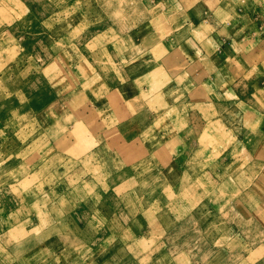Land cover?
Wrapping results in <instances>:
<instances>
[{"label": "rangeland", "instance_id": "obj_1", "mask_svg": "<svg viewBox=\"0 0 264 264\" xmlns=\"http://www.w3.org/2000/svg\"><path fill=\"white\" fill-rule=\"evenodd\" d=\"M149 5L0 0V264H264V199L249 189L262 157L251 156L254 138L236 112L264 110V68L221 86L234 98L215 102L211 116L182 108L174 132L161 131L162 117L152 132L119 123V102L88 99L104 86L76 91L80 73L110 83L98 76L119 74L109 63L145 58L135 44ZM251 40L259 64L260 37ZM48 105L88 114L91 124L71 135L76 125L60 113L49 119ZM53 119L67 130L60 138ZM169 133L172 148L159 150ZM198 140L213 147H195ZM107 156L118 159L103 165Z\"/></svg>", "mask_w": 264, "mask_h": 264}, {"label": "crops", "instance_id": "obj_2", "mask_svg": "<svg viewBox=\"0 0 264 264\" xmlns=\"http://www.w3.org/2000/svg\"><path fill=\"white\" fill-rule=\"evenodd\" d=\"M149 4L152 14L143 32L138 33L140 38L135 44L138 52H141L145 58L109 63L111 69L119 74H114L115 78L105 73L98 76L100 78L110 76V83L100 81V84L92 80L95 76L93 72H86L84 75L80 73V77L78 76L79 84L82 86L76 88L79 93L88 85L90 90L96 89V84L104 86L100 89L105 91L98 89V94L91 93L92 97L88 98L91 102L105 99L119 102L112 109L119 123L134 120L133 126L137 129L152 132V125L160 126L162 117L165 121L162 123L161 131H177L176 128H172V117L182 114V108L200 106L201 108L197 110L198 113L200 111L198 115L203 113L204 116H211L215 102H220L222 99L231 101L234 98L226 97L221 92V86L228 87L231 84L234 86L236 74L246 77L252 69L264 68V61L257 64L252 60L253 53H258L259 50L253 47L251 40L253 36L258 35L260 41L257 45L260 46V51L264 52V0H149ZM252 29H257L259 34L254 33L239 40L244 30L253 31ZM151 85H158V88L150 92ZM227 91V95H232L234 92ZM87 95L88 93H84V99ZM79 102L80 97L73 106L81 108L83 103L78 105ZM91 106L93 107V104ZM45 110L48 116L53 112L52 116L60 113L59 118L63 121L70 119L69 122L76 125V129L69 132L71 135L83 130V126L77 127L83 121L91 124L88 114L85 113L80 116L73 114L71 110L65 113V110L54 105H48ZM236 112L244 118V125L247 124V128L250 129L249 135L254 138L251 139L249 149L256 151L251 156L253 155V159L262 157V162L259 161L258 166H261L263 171L252 178L253 182L249 185V189L259 194L257 195L262 202V198L264 199V110L256 112L237 109ZM258 115L260 120L256 122L254 117ZM43 116L45 117L43 114L38 116L39 122L42 121ZM49 124L59 125L56 136L58 138L61 137V132L62 134L67 132L65 127L59 122L56 123L54 119L50 120ZM252 125H254L253 130ZM170 135L169 133L163 144L159 145V150L172 148L174 142L170 139ZM182 143L185 148L213 147V142L203 141L200 145L199 140L194 146H190L188 141ZM228 147L235 146L229 144ZM107 150L108 146L103 143L100 152L107 154ZM183 153L179 152V158ZM203 156L204 154L201 153L198 158ZM108 158L113 159L114 162L118 159L107 156L103 159V165L111 163V161L108 163ZM245 175L242 176L243 179H246ZM234 178H237V173L233 172V176L229 178L232 181L229 186L231 190L236 189ZM234 194L235 192L232 193ZM67 239L70 241L69 237Z\"/></svg>", "mask_w": 264, "mask_h": 264}, {"label": "bare ground", "instance_id": "obj_3", "mask_svg": "<svg viewBox=\"0 0 264 264\" xmlns=\"http://www.w3.org/2000/svg\"><path fill=\"white\" fill-rule=\"evenodd\" d=\"M51 114H52V113H51ZM51 114L48 116L49 119H50V117L52 116ZM98 246H99V245H98ZM90 258H91V257H90ZM78 264H79V263H78Z\"/></svg>", "mask_w": 264, "mask_h": 264}]
</instances>
